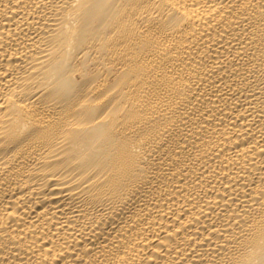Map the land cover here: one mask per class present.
Wrapping results in <instances>:
<instances>
[{
    "label": "bare ground",
    "instance_id": "bare-ground-1",
    "mask_svg": "<svg viewBox=\"0 0 264 264\" xmlns=\"http://www.w3.org/2000/svg\"><path fill=\"white\" fill-rule=\"evenodd\" d=\"M0 264H264V0H0Z\"/></svg>",
    "mask_w": 264,
    "mask_h": 264
}]
</instances>
